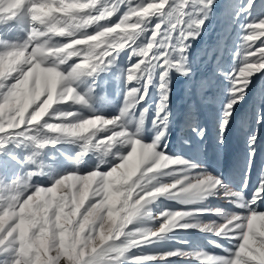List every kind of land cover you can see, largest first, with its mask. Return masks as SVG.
Returning <instances> with one entry per match:
<instances>
[{
	"label": "snow or ice",
	"instance_id": "snow-or-ice-1",
	"mask_svg": "<svg viewBox=\"0 0 264 264\" xmlns=\"http://www.w3.org/2000/svg\"><path fill=\"white\" fill-rule=\"evenodd\" d=\"M216 8L0 0V264H264V83L244 151H227L238 107L264 81V0H227L222 34L194 61ZM177 78L192 101L179 137L190 154L170 141Z\"/></svg>",
	"mask_w": 264,
	"mask_h": 264
},
{
	"label": "rangeland",
	"instance_id": "rangeland-1",
	"mask_svg": "<svg viewBox=\"0 0 264 264\" xmlns=\"http://www.w3.org/2000/svg\"><path fill=\"white\" fill-rule=\"evenodd\" d=\"M227 0H217V8L216 14L210 19L206 25V30L203 35L193 41L192 49H191V58L196 61L199 58L201 61L204 59V50L209 47L210 45H214L218 39V37L222 34V29L224 28V15H225V3ZM259 9L254 10V15L259 14ZM236 33L233 32L231 37L229 38V45L231 46L232 41H235ZM225 63L231 62V57L227 54L225 55ZM126 65V58H122L120 62V66L124 67ZM111 75V74H109ZM261 83L264 81L254 79L253 86L250 90V96L248 98V103H245L238 107L236 113V120L237 123L234 125L233 132L229 136V144H228V156L229 158L231 155H239L244 151V129L241 127L243 121H245L249 115L248 109L249 104H251L252 99L254 98L256 102H259V87ZM109 93L113 92V88L111 83L108 86ZM192 101L188 99L184 92L183 86V78H177L175 81V91L172 98L171 108L175 113V123L172 126L171 134H170V141L173 150L175 151H182L186 154H190L193 151V148L189 145H182L179 141V137L181 135H185V130L183 128V113L184 111L189 109ZM155 105L149 107V116L147 122V128H151L150 120L153 114ZM106 111H113L112 107L106 109ZM202 121L209 128V138L205 143L204 150L206 151V162L212 167H216V161L219 160L222 162L223 154L217 155L215 143H214V125L212 123L210 112L208 108H205L204 115L202 116ZM147 135V132H146ZM258 161L264 162V140L261 141V150L258 156ZM228 161H225L224 164L221 165V169L223 170L225 165ZM166 206H171L173 208L180 207L178 204H173L171 202H164ZM210 204L214 207H227L223 202L218 200H210ZM208 218L205 217V220ZM187 238L197 243L199 246L207 248L209 251H219L218 249H213L211 245L207 243V239L211 237H205L201 233H190L188 234Z\"/></svg>",
	"mask_w": 264,
	"mask_h": 264
}]
</instances>
